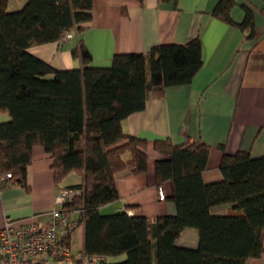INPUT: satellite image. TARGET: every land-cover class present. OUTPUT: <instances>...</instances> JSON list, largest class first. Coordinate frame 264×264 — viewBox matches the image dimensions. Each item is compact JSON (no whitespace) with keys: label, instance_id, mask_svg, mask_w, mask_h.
<instances>
[{"label":"trees","instance_id":"trees-1","mask_svg":"<svg viewBox=\"0 0 264 264\" xmlns=\"http://www.w3.org/2000/svg\"><path fill=\"white\" fill-rule=\"evenodd\" d=\"M7 3L0 0V114L8 117L0 122V176L11 175L5 185L28 187L33 148L44 146L57 183L72 173L82 177L64 186L79 192L64 210L83 212L84 249L104 255L106 264H251L264 254V155L230 154L221 145L223 178L208 183L209 145L156 140V150L167 156L156 162V179L172 183L176 213L151 218L101 211L119 198L120 171H148L147 142L127 133L124 119L169 86L193 81L204 63L200 37L115 54L104 66L92 63L80 40L72 53L81 66L58 69L30 47L59 42L67 31L81 33L93 17V0H26L17 10ZM237 4L220 0L213 14L254 36V11L243 4L238 22L232 17ZM222 205H230L229 212L213 211ZM187 227L198 229L197 247L177 244Z\"/></svg>","mask_w":264,"mask_h":264},{"label":"crops","instance_id":"crops-1","mask_svg":"<svg viewBox=\"0 0 264 264\" xmlns=\"http://www.w3.org/2000/svg\"><path fill=\"white\" fill-rule=\"evenodd\" d=\"M220 0H93V17L81 33L74 32L59 42L36 44L29 51L58 69L81 66L72 51L82 40L92 54V63L109 65L115 54L148 52L163 43H187L200 37L203 66L190 84L169 86L162 97H151L144 109L123 121L124 130L146 140L148 171L135 174L131 168L117 174L119 198L101 207L107 213L128 210L154 218L175 214L170 181L163 183L166 200L159 197L156 162L167 156L155 141L170 139L175 144L203 141L210 146L206 182L223 178L220 163L225 151H248L264 155V0H237L234 20L245 17L243 4L255 13V34L213 14ZM26 0H8V10H17ZM8 117L0 114V122ZM52 153L44 146L33 148L28 168V187L7 184L0 189V229L7 216L18 223L36 218L45 222L55 207L59 189L82 182L76 173L57 183ZM230 205L215 207L227 213ZM79 209L71 212L74 219ZM85 227L80 223L72 242L84 247ZM177 244L197 247L199 232L187 227ZM118 259V258H117ZM264 264V254L250 260ZM51 264H79L53 260Z\"/></svg>","mask_w":264,"mask_h":264},{"label":"built area","instance_id":"built-area-1","mask_svg":"<svg viewBox=\"0 0 264 264\" xmlns=\"http://www.w3.org/2000/svg\"><path fill=\"white\" fill-rule=\"evenodd\" d=\"M73 35V31L66 32V37ZM10 176H0L1 187ZM158 191L160 199L164 200L166 193L163 185H159ZM78 193L69 187H61L55 207L45 222L32 217L18 223L7 216L0 229V264H51L53 260L106 264L104 255L89 254L84 247L72 242V235L83 218V212L80 211V217L74 219L63 205L72 202Z\"/></svg>","mask_w":264,"mask_h":264},{"label":"rangeland","instance_id":"rangeland-1","mask_svg":"<svg viewBox=\"0 0 264 264\" xmlns=\"http://www.w3.org/2000/svg\"><path fill=\"white\" fill-rule=\"evenodd\" d=\"M103 213H107V211H103Z\"/></svg>","mask_w":264,"mask_h":264}]
</instances>
